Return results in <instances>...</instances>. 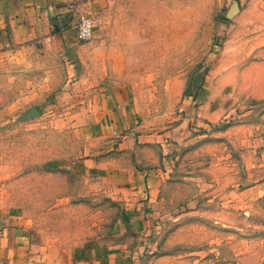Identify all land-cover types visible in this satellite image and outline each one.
Segmentation results:
<instances>
[{"label": "rangeland", "instance_id": "rangeland-1", "mask_svg": "<svg viewBox=\"0 0 264 264\" xmlns=\"http://www.w3.org/2000/svg\"><path fill=\"white\" fill-rule=\"evenodd\" d=\"M225 9L226 0H103L89 14L93 40L123 56L138 132L166 134L127 156L138 151L162 181L142 219L105 171L84 166L109 143L89 121L93 94L63 95L62 54H0V220H31L34 264H79L71 250L93 242L118 250L114 264H264V194L251 193L264 181V101L220 90L240 78L221 74L234 50L219 70ZM189 96L197 104L175 131ZM33 108L40 116L24 120ZM105 253L82 257L110 264Z\"/></svg>", "mask_w": 264, "mask_h": 264}, {"label": "crops", "instance_id": "crops-1", "mask_svg": "<svg viewBox=\"0 0 264 264\" xmlns=\"http://www.w3.org/2000/svg\"><path fill=\"white\" fill-rule=\"evenodd\" d=\"M236 2L239 3L240 13L234 20L222 25L226 39L219 70L221 73L228 66L224 62L226 54L234 50L236 63L221 74L240 78L234 87L225 84L220 86V90L225 92L234 88L236 93L264 101V0H226V18ZM102 5L103 0H0V54L26 47L62 54L67 60L63 95L70 92L76 96L79 92L93 94L84 97L94 108L89 121L98 131L97 136L109 143L106 151L86 158L84 166L105 171L107 178L120 187L123 194L121 200L128 206L129 214L142 219V206L146 204L143 203L144 197L149 195V204H153L162 181L157 172L142 164L138 151L130 163L127 156L135 152L142 142L159 144L166 134L154 141L157 135L147 137L145 133L138 132L140 127H136L131 83L123 56L104 50L99 46L97 37L87 44L78 40L80 18L92 16L89 14ZM215 47L220 49L217 45ZM80 88L83 90L78 91ZM197 99L186 97L182 112L188 118L182 120L175 131L184 130L185 121L189 120ZM127 129L138 134L127 135ZM257 137L264 142L263 133L257 134ZM120 153L123 155L121 160L118 158ZM251 189L254 195L264 194V181ZM31 228V220L26 216L14 214L0 220V264H34L32 255L36 242ZM71 251L79 252V264L101 263L102 257L99 262L89 263L82 256L95 252L102 254L103 251L107 254L106 261L114 264L118 253V250L114 253L112 248L99 247L97 242Z\"/></svg>", "mask_w": 264, "mask_h": 264}, {"label": "built area", "instance_id": "built-area-1", "mask_svg": "<svg viewBox=\"0 0 264 264\" xmlns=\"http://www.w3.org/2000/svg\"><path fill=\"white\" fill-rule=\"evenodd\" d=\"M96 27L94 16H84L80 18L77 24V37L81 43H89L94 38V30ZM115 136L118 135L117 132L114 133Z\"/></svg>", "mask_w": 264, "mask_h": 264}, {"label": "water", "instance_id": "water-1", "mask_svg": "<svg viewBox=\"0 0 264 264\" xmlns=\"http://www.w3.org/2000/svg\"><path fill=\"white\" fill-rule=\"evenodd\" d=\"M240 13V6L239 3L236 2L234 3V5L232 6V8L230 9V11L227 14V19L228 20H233L238 14ZM40 116V111L38 108H33L31 109L25 116L24 120H30V119H34L36 117Z\"/></svg>", "mask_w": 264, "mask_h": 264}, {"label": "trees", "instance_id": "trees-1", "mask_svg": "<svg viewBox=\"0 0 264 264\" xmlns=\"http://www.w3.org/2000/svg\"><path fill=\"white\" fill-rule=\"evenodd\" d=\"M224 21H225V23H229V20H227L226 17H224Z\"/></svg>", "mask_w": 264, "mask_h": 264}]
</instances>
